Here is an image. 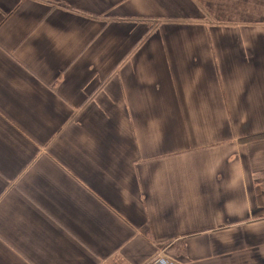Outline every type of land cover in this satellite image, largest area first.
Masks as SVG:
<instances>
[{"label": "crops", "instance_id": "1", "mask_svg": "<svg viewBox=\"0 0 264 264\" xmlns=\"http://www.w3.org/2000/svg\"><path fill=\"white\" fill-rule=\"evenodd\" d=\"M262 133L264 0H0V264H264Z\"/></svg>", "mask_w": 264, "mask_h": 264}, {"label": "trees", "instance_id": "2", "mask_svg": "<svg viewBox=\"0 0 264 264\" xmlns=\"http://www.w3.org/2000/svg\"><path fill=\"white\" fill-rule=\"evenodd\" d=\"M259 140H264V133L262 134H258V135H254V136H250L247 138H243L241 141L242 142H253V141H259ZM264 175V172H263ZM263 190V184L261 186H257L256 187V196H257V200L260 202L261 200V191ZM174 250V248H171ZM169 249V250H171Z\"/></svg>", "mask_w": 264, "mask_h": 264}]
</instances>
